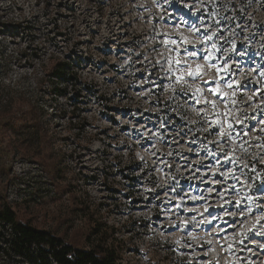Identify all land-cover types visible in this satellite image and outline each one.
I'll return each mask as SVG.
<instances>
[{
    "label": "rangeland",
    "instance_id": "374dc122",
    "mask_svg": "<svg viewBox=\"0 0 264 264\" xmlns=\"http://www.w3.org/2000/svg\"><path fill=\"white\" fill-rule=\"evenodd\" d=\"M213 44L216 58L205 61ZM177 58L202 65L203 75L177 84L174 76L185 68ZM57 61L73 72L72 87L51 77ZM225 61L239 67L218 73L213 65ZM259 71L264 0H0V199L19 219L79 246L96 240L86 239L96 227L121 264H264L259 226L240 235L255 219L248 207L264 205L261 182L243 168L248 163L264 175ZM237 79L246 83L225 86ZM215 86L235 91L236 104L213 96ZM205 99L215 100V109ZM23 100L38 108L47 131L40 154L21 148V130L5 127L13 113L27 110ZM198 108L209 115L198 116ZM226 112L234 142L213 144L216 133L203 129L211 119L226 122ZM233 148L236 162L223 164ZM208 152L221 159V172L236 169L240 182L213 176L219 166ZM182 220L191 222L185 227ZM0 264L19 263L0 255Z\"/></svg>",
    "mask_w": 264,
    "mask_h": 264
},
{
    "label": "trees",
    "instance_id": "16d2710c",
    "mask_svg": "<svg viewBox=\"0 0 264 264\" xmlns=\"http://www.w3.org/2000/svg\"><path fill=\"white\" fill-rule=\"evenodd\" d=\"M66 65L57 61L50 75L53 79H69L72 87L73 72L67 73ZM23 103L27 104L32 118L27 121V127L19 129L22 135L19 138L20 145L25 151L34 147L40 154V148L37 147L44 148L48 140L47 131L42 127L38 108L28 100H23ZM5 108L7 112L11 111L10 104ZM20 207L21 204H17L16 208ZM93 236L96 240L91 242L89 247L79 246L58 233L39 228L28 220L19 219L16 209L0 199V255L9 261L19 264H72L67 260V255L74 254L79 258L78 264H121L117 260L116 252L107 244V236L100 235L96 227L91 229L86 239Z\"/></svg>",
    "mask_w": 264,
    "mask_h": 264
},
{
    "label": "snow or ice",
    "instance_id": "6c2138e0",
    "mask_svg": "<svg viewBox=\"0 0 264 264\" xmlns=\"http://www.w3.org/2000/svg\"><path fill=\"white\" fill-rule=\"evenodd\" d=\"M166 2H170V0H166ZM196 32H199L200 29L199 28H194L193 29ZM216 33H213V36H215ZM206 40H211L212 36H205ZM220 39H224L223 35H220ZM169 41H165V43H168ZM171 43L175 44L176 41H171ZM184 44H188L189 41L187 40V38H185L183 40ZM231 43V48L229 49L230 53H235L237 51L236 48V44L235 41H230ZM213 50H217V46L215 44H213L211 46V49L205 50V55L202 57V59H204L205 61H212L214 60L216 57H214L213 54ZM192 56H197L198 53L197 52H193L191 53ZM243 55V54H241ZM177 65L184 63L185 64V68L183 70H179L177 71V73L174 76V79L176 81L177 84H182L186 81V78H199L203 75V71H202V65L200 64H196L194 67L191 65H187L186 62L181 61L180 59H176L174 61ZM214 67H216L217 72H221L223 71L225 74H229L232 72V68L235 67H239V63L237 62L236 65H228L227 62L225 61V63L223 65L220 66H216L213 65ZM253 71H256L255 69H253ZM259 76L264 78V71H259ZM221 79H223V77H221ZM205 84L208 83V81H204ZM246 83V81L244 80H228L225 82V86L232 90L234 89V86H242ZM174 92L176 91V89L173 90ZM181 91H183V89H181ZM209 91L213 94V96L218 97V98H223V101H229V103L231 105H235L236 104V100H235V96H236V92L235 91H231V92H224L219 86H215V87H209ZM202 89L201 88H196L194 90V93H201ZM260 95L264 96V91L260 92ZM192 99L194 100V104L195 105H200L201 104V100L198 96H193ZM249 102H254L255 100V94L252 96L248 97ZM204 103L210 104L213 109H215V100H204ZM255 108L257 110L260 109H264V100H261L258 104L255 105ZM197 115L198 116H208L209 113L205 112L203 110V108H198L197 109ZM226 116L229 117V119L225 122L222 120H218V119H211L209 121V126L207 128H204L203 131L204 132H215L216 136H217V140L213 141V144H216L219 141H229L232 140L234 142V138H233V131H234V127H233V120L231 117V114L229 112L225 113ZM189 123L195 125L197 123H199V121L193 120L190 121ZM227 123V127L224 126V124ZM235 124H244V120L238 119L236 118L234 120ZM258 123H260L261 125H264V120L259 121ZM251 131V129H250ZM260 132L264 133V127H261L259 129ZM244 135H247V133H245ZM194 140H190V143H193ZM246 143V142H245ZM243 146V145H241ZM259 147H264V145H258ZM220 153H224V149H220L219 150ZM245 151H247V149H245ZM208 155L211 157L215 158V163L216 165H218L219 167L217 168H213L211 169L212 175L216 176L219 175L221 177L224 178H231V179H236L238 182H240V178L236 176V169H231V170H226L224 172L220 171V168L223 167V164H230V163H235L236 162V157H235V149L233 148V150L229 153L223 154V164L221 162V159L218 157L216 152H208ZM257 163H260L259 160L256 161ZM198 163L203 164L204 161H199ZM243 168L245 169H249L251 172L255 173V179L259 180L261 182V184L259 186H256V190L257 191H261L262 188H264V175H262L261 173L257 172L256 169L254 167H250V165L248 163H244L243 164ZM243 175H247V173H242ZM173 179H175L173 177ZM249 179L251 180L252 178L249 177ZM214 183H216V181H213ZM241 183L245 184L248 188H253L254 187V182L253 183H248L247 181H242ZM225 191H228V189H225ZM193 199H196L195 197H193ZM247 200L252 201L253 203H255V197L248 195L246 197ZM226 203H232V201H226ZM242 203L241 199H237L235 201V204L237 206H239ZM177 207L179 208L180 205H177ZM222 207V206H221ZM205 211H207V209H205ZM259 211L260 215H256V212ZM248 213L253 215L255 217L253 224L249 227L244 229L240 235L247 237L250 233L256 231L257 227L259 226L260 231L256 232L257 235L264 237V205H256L255 208H253L252 206L248 207ZM241 215H244V212L241 211ZM193 221L195 220V216H193ZM191 221H187V220H182L180 221L181 224H183L185 227L188 226V224ZM202 223H211L210 220H203L201 221ZM241 243H243V240L241 241ZM258 247L264 249V244H259ZM229 248H231V245L229 246Z\"/></svg>",
    "mask_w": 264,
    "mask_h": 264
},
{
    "label": "clouds",
    "instance_id": "9594fccd",
    "mask_svg": "<svg viewBox=\"0 0 264 264\" xmlns=\"http://www.w3.org/2000/svg\"><path fill=\"white\" fill-rule=\"evenodd\" d=\"M155 2V0H153V3ZM32 118V114L25 109H20L18 111H16L15 113H13L10 117H9V122L8 124L5 126L6 128H10L13 131L22 129L27 127V121ZM13 144L15 143L14 138L11 141ZM9 141H5V144H8ZM28 171H31L30 169H28ZM25 172V169L22 166H18L17 167V173L19 175H23ZM78 257H76L74 254H69L67 255V260L71 261L72 264H78Z\"/></svg>",
    "mask_w": 264,
    "mask_h": 264
}]
</instances>
